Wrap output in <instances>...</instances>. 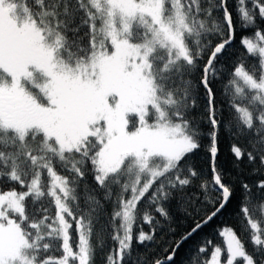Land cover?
<instances>
[{
    "label": "snow or ice",
    "instance_id": "snow-or-ice-1",
    "mask_svg": "<svg viewBox=\"0 0 264 264\" xmlns=\"http://www.w3.org/2000/svg\"><path fill=\"white\" fill-rule=\"evenodd\" d=\"M189 241L264 264V0H0V264Z\"/></svg>",
    "mask_w": 264,
    "mask_h": 264
},
{
    "label": "trees",
    "instance_id": "trees-1",
    "mask_svg": "<svg viewBox=\"0 0 264 264\" xmlns=\"http://www.w3.org/2000/svg\"><path fill=\"white\" fill-rule=\"evenodd\" d=\"M220 147H221L220 159L222 161L230 162L231 157H230V154H229V151H228V149H229L228 141L227 140L222 141ZM215 223L216 224H226V225L233 226L237 230L238 233L241 232V227H240L239 222L237 221V219L232 217L230 214H225L224 216L219 217L217 219V221H215ZM206 231L211 232V229H208ZM213 238H214V240L216 242H219V238L218 237L213 236ZM196 239H199V236H197ZM191 245H192V242L189 241V244L185 246V249L181 250L180 255L177 257V264H180V262L185 258L186 252H187L188 249H190ZM248 250L251 251V245L250 244L248 245Z\"/></svg>",
    "mask_w": 264,
    "mask_h": 264
}]
</instances>
